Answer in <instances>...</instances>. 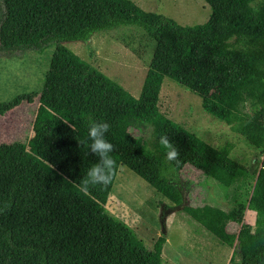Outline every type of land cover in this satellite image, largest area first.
<instances>
[{"label":"trees","instance_id":"1","mask_svg":"<svg viewBox=\"0 0 264 264\" xmlns=\"http://www.w3.org/2000/svg\"><path fill=\"white\" fill-rule=\"evenodd\" d=\"M204 2L206 19L182 25L133 0H0V56L54 46L42 89L0 101L4 115L36 99L31 136L0 142V264H160L164 236L146 249L101 208L119 165L176 206L183 193L173 177L185 166L230 189V209H181L220 244L236 241L239 264H264V0ZM119 26H137L153 42L137 97L64 44ZM164 78L196 94L206 114L256 151L251 173L230 156L232 142L213 147L160 111ZM89 119L109 123L116 163L110 182L84 196L75 185L95 160L80 143ZM142 128L151 146L130 130ZM161 134L174 160L164 158ZM245 209L254 211L253 226L242 222Z\"/></svg>","mask_w":264,"mask_h":264},{"label":"rangeland","instance_id":"2","mask_svg":"<svg viewBox=\"0 0 264 264\" xmlns=\"http://www.w3.org/2000/svg\"><path fill=\"white\" fill-rule=\"evenodd\" d=\"M147 11L160 13L182 25L202 23L209 14L204 0H133ZM80 58L114 79L132 96L139 95L140 87L150 60L153 42L137 26H119L112 30L94 32L88 41L64 43ZM53 45L41 53L25 50L20 57L0 56V101H9L16 95L39 92ZM211 96L231 107L216 92ZM36 106L21 103L0 115V142H24L31 136V122ZM158 107L168 118L183 124L188 130L213 147L232 142L230 156L246 165L251 173L256 163V151L245 140L217 118L206 114L200 98L171 79L164 78L158 96ZM151 146L150 129H130ZM182 188L183 204L176 206L156 192L131 170L119 165L102 210L122 222L136 242L146 249L158 236L165 242L160 254V264H239L232 247L220 244L198 223L182 211L185 204L207 203L225 210L233 206L226 194L230 189L204 177L185 166L173 177ZM249 216H247L248 218ZM249 221V218H248ZM245 223L244 219L242 221ZM238 224L228 225L236 231Z\"/></svg>","mask_w":264,"mask_h":264},{"label":"clouds","instance_id":"3","mask_svg":"<svg viewBox=\"0 0 264 264\" xmlns=\"http://www.w3.org/2000/svg\"><path fill=\"white\" fill-rule=\"evenodd\" d=\"M110 125L107 121L98 119H89L87 122L86 135L80 141L88 152H90L95 160L86 169L83 177L75 185L78 191L87 196L91 186L107 185L111 178L115 167L113 159V143L107 138ZM158 143L166 149L164 158L168 161L174 160L177 157V150L170 143L166 134H161L158 137Z\"/></svg>","mask_w":264,"mask_h":264},{"label":"crops","instance_id":"4","mask_svg":"<svg viewBox=\"0 0 264 264\" xmlns=\"http://www.w3.org/2000/svg\"><path fill=\"white\" fill-rule=\"evenodd\" d=\"M234 206V205H233ZM232 207V206H231ZM230 207V208H231ZM229 208V209H230ZM247 216H249V221H248V218ZM245 221L246 224H249L251 226H253V223H254V211L250 210V209H245L244 212H243V217H242V221Z\"/></svg>","mask_w":264,"mask_h":264},{"label":"built area","instance_id":"5","mask_svg":"<svg viewBox=\"0 0 264 264\" xmlns=\"http://www.w3.org/2000/svg\"><path fill=\"white\" fill-rule=\"evenodd\" d=\"M262 157H264V156H262Z\"/></svg>","mask_w":264,"mask_h":264}]
</instances>
